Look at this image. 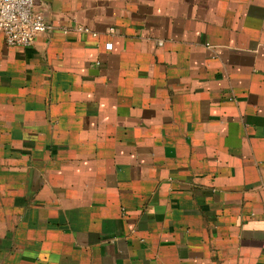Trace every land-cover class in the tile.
<instances>
[{
	"label": "crops",
	"instance_id": "obj_1",
	"mask_svg": "<svg viewBox=\"0 0 264 264\" xmlns=\"http://www.w3.org/2000/svg\"><path fill=\"white\" fill-rule=\"evenodd\" d=\"M33 11L0 31V264H264V0Z\"/></svg>",
	"mask_w": 264,
	"mask_h": 264
},
{
	"label": "built area",
	"instance_id": "obj_2",
	"mask_svg": "<svg viewBox=\"0 0 264 264\" xmlns=\"http://www.w3.org/2000/svg\"><path fill=\"white\" fill-rule=\"evenodd\" d=\"M35 0H0V31L5 35L7 44L30 46L38 33L46 32L52 27L39 14L33 11ZM79 31L91 32L86 26ZM97 36L96 32H92ZM111 41L105 44L106 50H112Z\"/></svg>",
	"mask_w": 264,
	"mask_h": 264
}]
</instances>
